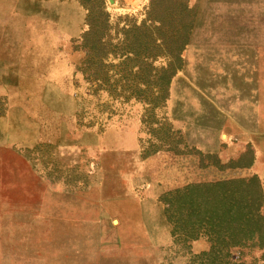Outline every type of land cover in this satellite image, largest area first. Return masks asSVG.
Instances as JSON below:
<instances>
[{"label": "rangeland", "instance_id": "rangeland-1", "mask_svg": "<svg viewBox=\"0 0 264 264\" xmlns=\"http://www.w3.org/2000/svg\"><path fill=\"white\" fill-rule=\"evenodd\" d=\"M262 23L264 0H0V264H204L176 210L215 182L254 180L264 226ZM240 246L264 264V233Z\"/></svg>", "mask_w": 264, "mask_h": 264}, {"label": "trees", "instance_id": "trees-1", "mask_svg": "<svg viewBox=\"0 0 264 264\" xmlns=\"http://www.w3.org/2000/svg\"><path fill=\"white\" fill-rule=\"evenodd\" d=\"M254 182L249 180L233 182L230 185L225 183L226 187H222L221 182H215L212 185V198L204 206L200 205L201 201L193 205V200L200 197L197 196L199 192H196L201 189L199 186H196L198 189L189 187L182 193V206L176 212H182L181 220L188 232L194 231L197 223V229H205L203 235L210 242L208 251L202 254L206 261L204 264H227L232 247H241L240 245H246L253 239L260 241L264 226L260 222L262 217L257 213L259 207L254 204L257 191ZM242 190L245 197L240 200L239 194ZM196 216L199 222L193 220ZM188 220L190 223H187ZM187 231L184 230L186 235Z\"/></svg>", "mask_w": 264, "mask_h": 264}, {"label": "bare ground", "instance_id": "bare-ground-1", "mask_svg": "<svg viewBox=\"0 0 264 264\" xmlns=\"http://www.w3.org/2000/svg\"><path fill=\"white\" fill-rule=\"evenodd\" d=\"M218 2H220V1H218ZM261 2V1H260ZM221 3V2H220ZM259 3V2H258ZM254 4V3H253ZM261 6H262V4H260ZM217 6H218V8H221V7H219V5L217 4ZM261 6H260V8H261ZM252 8V7H251ZM259 7H257V9H258ZM262 9V8H261ZM219 11V10H218ZM213 13V12H212ZM216 14V13H215ZM219 14V13H218ZM217 15V14H216ZM248 15V14H247ZM220 17H221V15H220ZM223 18V17H222ZM226 18H228V17H226ZM253 18V17H252ZM227 20V19H226ZM246 21V20H245ZM224 22H226L225 21V19H224ZM243 22V21H242ZM247 22V21H246ZM217 23V22H216ZM215 23V24H216ZM222 24V23H221ZM262 24H264V23H262ZM255 25V24H254ZM214 26V25H213ZM260 26H261V24H260Z\"/></svg>", "mask_w": 264, "mask_h": 264}]
</instances>
